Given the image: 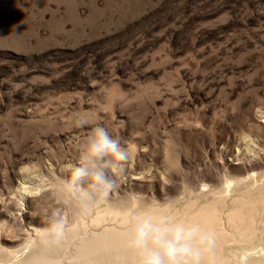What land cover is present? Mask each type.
<instances>
[{"label": "rangeland", "instance_id": "1", "mask_svg": "<svg viewBox=\"0 0 264 264\" xmlns=\"http://www.w3.org/2000/svg\"><path fill=\"white\" fill-rule=\"evenodd\" d=\"M98 123L131 156L118 189L85 208L62 182ZM263 184L264 0H0L9 234L14 214L23 227L59 214L93 229L111 206L175 214Z\"/></svg>", "mask_w": 264, "mask_h": 264}, {"label": "bare ground", "instance_id": "2", "mask_svg": "<svg viewBox=\"0 0 264 264\" xmlns=\"http://www.w3.org/2000/svg\"><path fill=\"white\" fill-rule=\"evenodd\" d=\"M230 201L231 204L222 195L197 209L175 214L150 213L199 224L213 232L216 243L214 252L209 256L210 264L230 262V257L227 258L223 252L227 245L231 249L234 247L236 264H264V234L260 235L264 222L260 214L264 212V184L254 190L248 188ZM106 213L117 221L114 225L99 227ZM135 217L111 206L97 212L91 220L94 228L88 229L85 222H69L62 216L63 233L57 236L50 227L21 226L27 217L24 213L14 214L10 217L16 224L12 229L14 233L9 234L10 230L0 223V264H122L125 258L132 256L128 249V234ZM55 218L52 217L53 220ZM260 244L263 245L261 249L253 250ZM245 246L254 247L248 251L243 250Z\"/></svg>", "mask_w": 264, "mask_h": 264}, {"label": "clouds", "instance_id": "3", "mask_svg": "<svg viewBox=\"0 0 264 264\" xmlns=\"http://www.w3.org/2000/svg\"><path fill=\"white\" fill-rule=\"evenodd\" d=\"M77 123L83 127L91 122L81 118ZM130 156L98 123L83 141L78 163L63 180V188L85 208L98 198L107 199L125 178V162ZM50 229L57 236L63 233L59 214ZM215 243V234L199 224L143 212L131 224L128 249L132 256L122 264H210Z\"/></svg>", "mask_w": 264, "mask_h": 264}]
</instances>
